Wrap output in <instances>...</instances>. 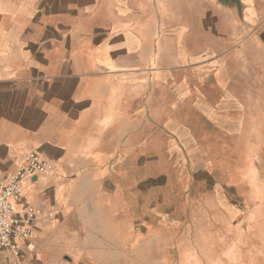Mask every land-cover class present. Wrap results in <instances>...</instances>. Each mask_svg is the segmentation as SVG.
I'll return each instance as SVG.
<instances>
[{
  "label": "crops",
  "instance_id": "0c3cea01",
  "mask_svg": "<svg viewBox=\"0 0 264 264\" xmlns=\"http://www.w3.org/2000/svg\"><path fill=\"white\" fill-rule=\"evenodd\" d=\"M239 2L0 0V181L29 152L52 166L14 203L42 213L23 264L55 259L77 173L146 149L155 112L264 105V0Z\"/></svg>",
  "mask_w": 264,
  "mask_h": 264
},
{
  "label": "rangeland",
  "instance_id": "374dc122",
  "mask_svg": "<svg viewBox=\"0 0 264 264\" xmlns=\"http://www.w3.org/2000/svg\"><path fill=\"white\" fill-rule=\"evenodd\" d=\"M155 115L146 149L77 173V227L24 264H264V105Z\"/></svg>",
  "mask_w": 264,
  "mask_h": 264
},
{
  "label": "built area",
  "instance_id": "2783aa9c",
  "mask_svg": "<svg viewBox=\"0 0 264 264\" xmlns=\"http://www.w3.org/2000/svg\"><path fill=\"white\" fill-rule=\"evenodd\" d=\"M52 166L36 152H29L18 171L7 181H0V264H23L19 241H29L33 223L41 216L39 209L29 206L22 215L14 212V203L23 194L25 181L48 175Z\"/></svg>",
  "mask_w": 264,
  "mask_h": 264
},
{
  "label": "water",
  "instance_id": "95a60500",
  "mask_svg": "<svg viewBox=\"0 0 264 264\" xmlns=\"http://www.w3.org/2000/svg\"><path fill=\"white\" fill-rule=\"evenodd\" d=\"M217 2L224 7L235 6L239 12L241 11L242 8L241 2H239V0H217Z\"/></svg>",
  "mask_w": 264,
  "mask_h": 264
}]
</instances>
